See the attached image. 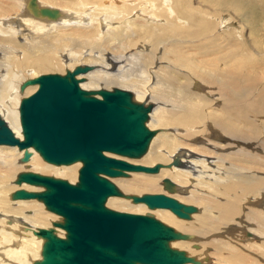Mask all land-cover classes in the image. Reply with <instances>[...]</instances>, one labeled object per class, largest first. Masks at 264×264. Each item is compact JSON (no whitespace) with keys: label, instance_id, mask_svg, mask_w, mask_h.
<instances>
[{"label":"bare ground","instance_id":"6f19581e","mask_svg":"<svg viewBox=\"0 0 264 264\" xmlns=\"http://www.w3.org/2000/svg\"><path fill=\"white\" fill-rule=\"evenodd\" d=\"M63 1L35 0L36 8L57 9L55 18H47L32 14L28 0H0V118L21 139L20 91L26 96L37 89V84L22 83L51 68L71 71L86 66V71L75 74L79 88L116 86L130 92L133 102L150 106L144 124L154 134L140 158L103 153L143 166L158 163L154 173L161 172L108 177L120 195L107 196L106 205L145 214L149 208L133 202L132 196L158 192L172 196L194 206L195 211L187 219L167 209L149 211L182 235L168 242L190 258L180 264H264L256 259L260 256L264 261V156H260L264 149V75H259L264 71L263 44L250 43L256 59L250 58L247 47V53L229 59L227 52L237 46L232 43L210 56L196 53L202 37L214 33L221 23L228 26L232 22L226 15L219 16L222 0H216L222 5L198 2L195 6L191 0ZM247 3L233 0L225 7L255 5ZM180 10L187 16H181ZM192 11L201 18L191 15ZM164 30L169 33L161 40ZM160 59L168 64L163 66ZM134 61L139 74L131 77L128 67ZM149 65L155 68V82ZM252 89L256 92L253 98L249 96ZM159 129L167 132H155ZM42 159L32 147L0 144V264L39 261L44 238L35 232L40 228L65 237V230L53 225L62 221L60 215L49 214L41 201L12 198L16 189L43 190L42 186L16 183L21 169L41 175L51 172L55 176L51 177L76 182L80 161L52 164ZM26 165L32 167L26 169ZM164 179L174 183L172 192L164 188ZM243 200L247 211L242 210ZM23 227L27 230L17 234ZM200 230L216 235L211 241L201 239L196 235Z\"/></svg>","mask_w":264,"mask_h":264},{"label":"water","instance_id":"95a60500","mask_svg":"<svg viewBox=\"0 0 264 264\" xmlns=\"http://www.w3.org/2000/svg\"><path fill=\"white\" fill-rule=\"evenodd\" d=\"M32 14L55 18V8L35 7L28 0ZM87 70L76 66L64 74H40L25 80L22 86L37 84V89L21 98L18 105L22 138L13 135L0 118V144L32 147L46 162L69 164L80 161L77 181L20 172L15 182L42 186L41 191L16 189L12 198L40 200L45 208L62 216L53 225L65 230L64 238L51 229L35 234L44 242L41 259L33 264H180L190 261L168 242L182 235L156 218L112 210L104 206L107 196L120 193L108 177L126 172H156L158 165L143 166L107 156L103 152L127 158L141 156L154 131L144 122L150 106L131 100L130 92L84 90L75 74ZM97 94L99 97L94 96ZM172 192L174 183L163 180ZM149 209L162 208L187 219L195 207L163 193H144L131 197Z\"/></svg>","mask_w":264,"mask_h":264},{"label":"rangeland","instance_id":"374dc122","mask_svg":"<svg viewBox=\"0 0 264 264\" xmlns=\"http://www.w3.org/2000/svg\"><path fill=\"white\" fill-rule=\"evenodd\" d=\"M63 1V0H62ZM233 0H222V3H223V5L224 6H222L221 8H220V10H219V12H220V14H219V16H222V15H226L227 17H229V18H231L232 19V22L228 25V26H226L224 23H221V27H219L218 29H216L215 30V32L214 33H208L206 36H204V37H202L201 39H200V41L198 42V44L195 46V49H196V53H198V52H200V53H203L204 54V56H210L211 55V53L212 52H217V50H219V49H221V48H224V49H228L229 47H230V44L232 43V44H237V46H236V49L235 50H230V51H228L227 52V54L229 55V59H234V58H236V56L239 54V53H242V52H244V53H247L248 52V50L245 48V47H247L248 49H250V58L251 59H256L258 56H257V54L256 53H254V52H252V49H251V45H250V43L253 41V42H260V43H262L263 44V48H264V0H243L245 3H246V5H249L247 2L248 1H251L253 4H255L254 5V7H245L244 5H243V8L244 9H242V8H236V9H232V8H227V7H225V5L226 4H231V2H232ZM237 0H235V2H236ZM64 2V1H63ZM191 2H193V3H191ZM191 2H189V4L191 3V5H198L197 3L198 2H201V3H203L204 5H216V4H220L221 2H217L216 0H191ZM209 2V3H208ZM214 2V3H213ZM222 3L220 4V5H222ZM46 5V4H45ZM248 8V9H247ZM246 9V10H245ZM245 10V11H244ZM179 14L181 15V16H187V14H186V12L185 11H183V10H180L179 11ZM195 15L196 16V18L197 19H200L201 17H200V14H198L197 12H194V11H192V13H191V15ZM239 17V18H238ZM236 18H238V19H236ZM173 23H175V24H177V25H181V24H178L177 22H176V20H174L173 19ZM236 28H238V30L236 29ZM226 29H228V31L229 32H227V31H225ZM221 30V31H220ZM168 33H169V30H164V33H163V35H160V38H161V40H164L165 39V37L168 35ZM218 33H221V34H218ZM184 34H185V32H184ZM189 35H192V34H190V33H188ZM216 34H218V35H216ZM221 35V36H220ZM262 37V38H261ZM252 38V39H251ZM229 40V41H228ZM230 43V44H229ZM257 45V44H256ZM108 48H109V50H111V49H114L112 46H109L108 45ZM191 50L192 49H190V52H191ZM194 51V50H193ZM158 57H159V53H158ZM255 57V58H254ZM247 60V59H246ZM160 62H161V64L163 65V66H165V65H167L168 63H167V61L165 60V59H160L159 60ZM212 65V64H211ZM78 66H82V65H78ZM158 66V65H157ZM157 66H156V68H157ZM172 66V65H171ZM218 66V65H217ZM149 68H151L150 69V71H151V73H150V75H152L153 76V82H155V75H154V73H153V71L155 70V68H153V66H150L149 65ZM172 68H173V66H172ZM56 69V70H55ZM58 69V70H57ZM65 69V68H64ZM64 69L62 68V67H59V68H51V70L50 71H42V72H39L40 74H47V73H58V74H64L66 71H64ZM138 69H139V65H137V63H136V61H134L132 64H130L129 65V67H128V70H129V75L131 76V77H134V75H137V74H139V71H138ZM65 70H67V69H65ZM180 72H186V70H180ZM39 73H36V74H34V76H38L37 74H39ZM264 75V71L262 72V71H260L259 72V75H260V77H262L263 75ZM39 74V75H40ZM33 76V77H34ZM264 78V77H263ZM134 79V78H133ZM84 81V80H83ZM183 81V83L184 84H187L186 83V81L185 80H182ZM256 82V81H255ZM254 82V83H255ZM116 87V86H115ZM114 86L112 87V88H110V89H108V88H106L107 90H112L113 88H115ZM101 89H103V88H101ZM90 90H94V89H90ZM202 90L203 89H201V90H199L198 92L199 93H201L202 92ZM20 94H22L21 95V98H23V97H26V96H28V95H30V94H26V96H25V94L24 93H22L21 91H20ZM256 95V92L252 89L250 92H249V96L250 97H254ZM153 106H155V105H153ZM157 131V133H158V131L159 132H167L166 130L164 131V130H161L160 131V129L159 130H155V132ZM148 151V150H147ZM145 155V154H144ZM260 156H264V149H262V150H260ZM143 157V156H142ZM141 157V158H142ZM140 158V157H139ZM131 159H138V158H131ZM179 160H182L184 163H185V159L184 158H178ZM43 160V159H42ZM158 164V163H157ZM189 165V164H188ZM80 166H81V163H80ZM32 166H30V165H26V166H24V168H31ZM79 169V168H78ZM198 170H200V168H198ZM20 172H24V170H20ZM19 172V173H20ZM77 172H78V170H77ZM49 173V174H48ZM158 173V172H157ZM157 173H154V174H157ZM161 174V172L160 173H158V175H160ZM44 175H47V176H54V175H52V173L51 172H45V174ZM55 177V176H54ZM126 178V176H122V177H113V178ZM128 177V176H127ZM57 178H63V177H57ZM63 179H65V180H68L67 178H63ZM77 181V180H76ZM114 183V182H113ZM115 184V183H114ZM117 184H118V180H117ZM121 188V187H120ZM162 188H163V186H162ZM158 193H160V192H158ZM107 200V199H106ZM40 201V200H39ZM245 200H243V201H240V203L243 205V207H242V210L244 209L245 211H247V209H246V207L244 206V204H243V202H244ZM106 202L107 201H105V206L107 207V208H110V209H112L111 208V206L110 207H108L107 205H106ZM250 207H251V205H250ZM44 209H45V207H44ZM112 210H117V211H122V212H131V213H135L134 211H133V209L131 210L130 208H127V209H112ZM150 210V209H149ZM149 210H147L146 212L147 213H150V211ZM154 210V209H153ZM202 210V208L201 207H198V211L200 212ZM45 211H47V210H45ZM28 212V211H27ZM145 212V214H147ZM29 213V212H28ZM48 213H49V211H48ZM49 214H52V212H50ZM54 214V213H53ZM52 214V215H53ZM141 214H143V213H141ZM151 214V216L152 215H155V213L153 212V213H150ZM173 214V213H172ZM56 214H54V216H55ZM148 215V214H147ZM174 215V214H173ZM56 216H58V215H56ZM175 217H176V215H174ZM61 220H62V218L60 217V216H58ZM156 217H158V215H156ZM155 217V218H156ZM158 220H160V219H158ZM184 220V219H183ZM161 221V220H160ZM186 221V220H185ZM56 222H59L58 220H56ZM60 222H62V221H60ZM162 222V221H161ZM24 229V230H23ZM23 229H21V230H18L17 231V234H20L21 232H25L27 229L25 228V227H23ZM218 233V235L220 236V234H222L223 233V230L222 231H218L217 232ZM193 235H194V237H196L195 236V234L193 233ZM196 235H199L200 237H201V239H204L205 237H208L209 238V240L211 241L212 240V237H213V235H216V234H213V232L212 231H210V230H207V231H204V230H200V231H198V233L196 234ZM240 242V240H238V241H236L234 244H237V243H239ZM256 259L259 261V262H261V263H264V261H263V259L260 257V256H256ZM206 261V260H205ZM204 264H208V263H206V262H203ZM202 263V264H203ZM188 264H192V263H188Z\"/></svg>","mask_w":264,"mask_h":264}]
</instances>
